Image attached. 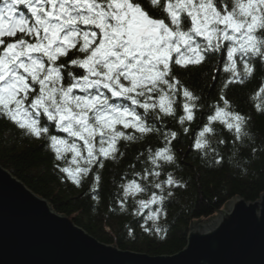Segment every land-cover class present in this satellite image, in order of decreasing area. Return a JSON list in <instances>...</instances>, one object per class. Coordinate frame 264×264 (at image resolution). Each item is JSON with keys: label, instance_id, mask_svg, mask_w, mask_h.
<instances>
[{"label": "snow or ice", "instance_id": "1", "mask_svg": "<svg viewBox=\"0 0 264 264\" xmlns=\"http://www.w3.org/2000/svg\"><path fill=\"white\" fill-rule=\"evenodd\" d=\"M214 58L228 75L191 147L205 156L211 149L222 165L209 138L224 130L240 144L250 137L251 117L233 110L226 90L250 80L257 63L264 69V0H0V120L46 138L57 162L70 152L74 167H55L77 187L88 180L97 202L106 163L125 155L120 145L155 137L161 146H147L143 169L122 178L117 203L133 216L147 209L152 228L141 227L163 238L156 222L165 202L188 186L167 171L179 132L166 121L189 134L184 125L202 99L175 71Z\"/></svg>", "mask_w": 264, "mask_h": 264}, {"label": "trees", "instance_id": "2", "mask_svg": "<svg viewBox=\"0 0 264 264\" xmlns=\"http://www.w3.org/2000/svg\"><path fill=\"white\" fill-rule=\"evenodd\" d=\"M175 74L202 99L196 120L184 125L191 129L189 134L183 133L181 126L175 121H166L167 129L179 132V139L173 145L176 165L167 171L188 186L186 190L176 189L174 199L165 202L167 215L156 222L162 229L163 238L158 237L154 231L146 233L141 227L144 225L152 228V221L146 222L144 219L143 214H147V209L142 215L133 216L131 207L127 212H121L117 203L122 178L132 179L133 171L143 169L147 146H161L155 137L129 143L127 146L123 143L120 145L125 155L118 157L115 162L106 163L97 193L100 197L98 202L91 199L88 180L77 187L66 180L55 167L57 163L61 167L73 166L68 163L72 158L70 152L66 153L63 161L57 162L46 138L25 137L2 120L0 165L32 192L45 198L55 211L72 216L74 223L100 241L114 242L120 249L142 251L151 255L179 251L186 244L192 223L203 217H210L233 196L252 201L264 192V114L256 111V105L264 106V94L255 96L261 85V78L264 77V69L257 63L256 72L250 80L243 85L234 84L226 90L233 110L250 116L251 121L247 129L250 137H246L243 144L234 142L227 130L219 132L221 126L216 125L219 134L209 139L211 148H215L223 156L222 165L215 164L211 149L205 156L191 145L206 115L210 114L221 84L228 75L223 72V62L214 58L201 67L176 69ZM213 76L216 77L215 81L212 80ZM176 107L178 119L181 114L179 104ZM218 139H226L227 147L217 144ZM253 148L256 149L255 152L252 151ZM129 230L132 235H129Z\"/></svg>", "mask_w": 264, "mask_h": 264}, {"label": "water", "instance_id": "3", "mask_svg": "<svg viewBox=\"0 0 264 264\" xmlns=\"http://www.w3.org/2000/svg\"><path fill=\"white\" fill-rule=\"evenodd\" d=\"M0 264H264V192L231 197L182 249L151 255L98 240L0 165Z\"/></svg>", "mask_w": 264, "mask_h": 264}, {"label": "bare ground", "instance_id": "4", "mask_svg": "<svg viewBox=\"0 0 264 264\" xmlns=\"http://www.w3.org/2000/svg\"><path fill=\"white\" fill-rule=\"evenodd\" d=\"M223 207V206H222ZM143 215H146V214H143ZM204 218V217H203ZM206 218V217H205ZM108 228V227H107Z\"/></svg>", "mask_w": 264, "mask_h": 264}, {"label": "rangeland", "instance_id": "5", "mask_svg": "<svg viewBox=\"0 0 264 264\" xmlns=\"http://www.w3.org/2000/svg\"><path fill=\"white\" fill-rule=\"evenodd\" d=\"M202 219H205V218H202Z\"/></svg>", "mask_w": 264, "mask_h": 264}]
</instances>
